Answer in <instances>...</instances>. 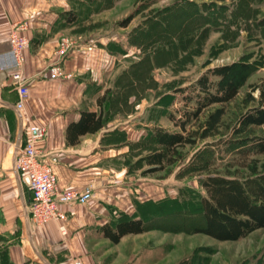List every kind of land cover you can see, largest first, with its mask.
<instances>
[{"label": "crops", "instance_id": "obj_1", "mask_svg": "<svg viewBox=\"0 0 264 264\" xmlns=\"http://www.w3.org/2000/svg\"><path fill=\"white\" fill-rule=\"evenodd\" d=\"M113 1L105 8L95 0H0V56L9 50L11 24L26 20L30 39L21 69L27 88L21 114L15 109L18 93L13 71L0 69V234L5 237L11 264H72L73 259L82 264L161 263L154 249L131 244L147 231L125 235L117 244L99 232L101 226L122 215L141 218L156 203L177 198L173 188L146 176V165H134L141 155L134 154L132 145L147 137L151 124L141 95L131 100L135 95L129 94L126 115L114 118L100 131L73 137V143L66 138V128L78 120L81 111L106 112L116 106L113 95L104 93L115 74L116 39L99 27L109 16ZM84 10L87 12L82 14ZM67 11L78 14L71 25L63 20ZM61 36L72 37L76 47L62 60L64 76L58 78L48 68ZM27 122L46 127L47 135L38 146L58 160L54 166L58 187L92 189L88 203L59 206L64 221L36 225L28 212L31 195L13 167ZM115 131L123 136L112 135ZM61 224L65 225L64 235Z\"/></svg>", "mask_w": 264, "mask_h": 264}, {"label": "rangeland", "instance_id": "obj_2", "mask_svg": "<svg viewBox=\"0 0 264 264\" xmlns=\"http://www.w3.org/2000/svg\"><path fill=\"white\" fill-rule=\"evenodd\" d=\"M113 2L94 3L106 8ZM110 13L99 27L116 39L112 46L115 74L104 92L113 95L117 109L109 110L115 119L128 112V95H135L133 100L140 94L147 108L148 124L151 122L148 132L155 128L180 132L167 114L178 120L185 108L193 110L197 89L191 87L196 80L208 69L232 63L247 64L251 73L236 99L227 106L223 120L232 126L237 114L250 107L244 103L248 85L264 79V0H115ZM125 20L126 25L122 24ZM67 37L76 45L72 37ZM177 88H184L185 93L175 92ZM257 93L253 96L257 97ZM186 98H192V102L187 103ZM215 107L191 120L187 130H196ZM229 136L220 129L219 135L180 149L183 159L173 166L146 174L157 184L173 188L172 194L178 195L179 229L147 231L131 242L134 248L154 249L160 264H178L183 259L192 264H264V228L236 242H219L192 233V227L202 225L199 199L204 193L199 180L210 172L237 176L247 173L232 167L235 147L226 148L219 143ZM141 148L134 154L143 156L147 151ZM146 149L153 147L148 144ZM254 158L264 164V155ZM4 245L0 242V262Z\"/></svg>", "mask_w": 264, "mask_h": 264}, {"label": "trees", "instance_id": "obj_3", "mask_svg": "<svg viewBox=\"0 0 264 264\" xmlns=\"http://www.w3.org/2000/svg\"><path fill=\"white\" fill-rule=\"evenodd\" d=\"M62 16L64 22L71 25L76 21L78 14L67 11ZM127 21H123L122 24L126 25ZM250 73V67L244 63L208 69L191 87L197 89L195 108L193 110L185 108L178 120L167 114V118L179 127L180 132L173 133L155 128L131 148L139 151L142 146L141 149L147 151L134 162L135 166L146 165L147 174L164 170L181 161L183 158L180 149L194 146L198 140L219 135L220 129L229 133V138L219 143L226 148L231 145L235 147L232 167L245 169L247 173L237 176L230 172L225 174L210 172L201 178L199 185L204 193L199 199L202 225L192 227V233L219 242H236L264 228V164H258V160L254 158L264 155V79L259 84L248 85L249 90L245 94L244 103L250 107L247 106L244 111L237 114L232 126L223 120L227 106L236 99ZM255 91H258L257 97L253 96ZM175 92L184 94L185 89L177 88ZM186 101L190 103L192 98H186ZM212 106L216 107L207 114L203 123L198 124L196 130H187L186 125L191 120H197L205 109ZM113 118L109 109L106 112L100 110L98 113L81 111L78 120L66 128V138L73 143L71 138L94 134ZM112 135L123 136L119 131ZM148 144H151L153 149L147 150ZM179 220L180 201L177 195L174 200L164 199L151 209L148 208L144 217L128 218L122 215L116 222L101 226L99 232L102 237L117 244L125 235L141 234L151 229L177 232ZM0 242L6 243L5 237L1 234ZM3 249L0 264H11L7 257L6 245ZM178 264L192 263L191 260L183 259Z\"/></svg>", "mask_w": 264, "mask_h": 264}, {"label": "built area", "instance_id": "obj_4", "mask_svg": "<svg viewBox=\"0 0 264 264\" xmlns=\"http://www.w3.org/2000/svg\"><path fill=\"white\" fill-rule=\"evenodd\" d=\"M29 24L26 20L11 24L8 42L9 50L0 56V69H11L12 80L18 93L15 109L21 114L27 94L26 82L21 69L24 64V52L30 46V39L26 35ZM76 47L75 43L67 36H61L54 50L55 59L49 66L48 72L53 77H63L61 66L66 58ZM24 142L16 152L13 167L19 175L20 181L26 186L31 195L28 212L34 224L40 225L51 220L64 221V216L59 210L62 204H86L93 196L90 187L82 191L62 190L57 185L54 166L57 158L49 153H42L38 144L42 142L47 130L44 125L27 122L23 129ZM61 234L66 233L65 225L59 226ZM72 264H82L79 259H73Z\"/></svg>", "mask_w": 264, "mask_h": 264}]
</instances>
